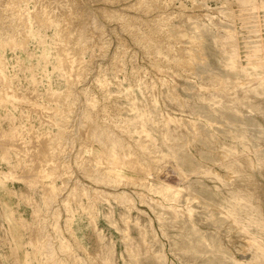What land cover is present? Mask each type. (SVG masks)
Instances as JSON below:
<instances>
[{
    "label": "rangeland",
    "instance_id": "obj_1",
    "mask_svg": "<svg viewBox=\"0 0 264 264\" xmlns=\"http://www.w3.org/2000/svg\"><path fill=\"white\" fill-rule=\"evenodd\" d=\"M19 7L27 26L17 20ZM47 9L55 18L50 25L34 18ZM20 35L26 36L23 46L15 44ZM229 40L234 51L226 47ZM68 46L84 51L79 71L67 74L60 60ZM66 102L75 104L66 122L72 141L60 154L69 158L66 168L48 164L62 175L54 178L61 194L52 202L44 194L48 181L32 177L33 169L43 170V150H34L45 137L29 138L35 131L56 133L57 108ZM88 115L101 119L107 130L106 154L117 138L120 152L136 148L153 167L163 164L160 175L153 170L150 177L144 173L148 169L135 175L126 168L139 164L129 157L121 162L122 172L139 181L125 179L117 188L97 182L100 173L89 161L103 147L98 136H85ZM11 126L16 132L6 134ZM19 134L25 142L20 157L12 148ZM78 153L89 157L86 169L78 164ZM259 155L264 160V0H0V171L9 173L20 162L24 171L17 173L25 176L0 177V264H44L53 255L50 264H264V161L259 163ZM160 180L181 189L163 188ZM76 181L89 190L127 191L136 202L129 209L113 197L97 199L89 192L76 199L75 193L71 213L61 201ZM88 200L93 208L82 207ZM57 207L60 216L54 215ZM42 233L51 235L44 239L49 249L37 238Z\"/></svg>",
    "mask_w": 264,
    "mask_h": 264
},
{
    "label": "bare ground",
    "instance_id": "obj_2",
    "mask_svg": "<svg viewBox=\"0 0 264 264\" xmlns=\"http://www.w3.org/2000/svg\"><path fill=\"white\" fill-rule=\"evenodd\" d=\"M10 3V2H9ZM46 7V6H45ZM23 9L24 8H17V15H19L18 16V18H17V20L19 19L21 22H23V23H25V25L27 26V22H25L24 20H22V11H23ZM46 10V9H45ZM71 10V9H70ZM16 11V10H15ZM25 11V10H24ZM41 11V10H40ZM49 10L47 9V12L45 11V12H42V13H40L39 11L37 12H33L34 13V18L36 19V20H39L40 22H48V24L50 25V23L49 22H53L54 23V19H52L51 17H52V15H51V17L49 16L50 15V13L48 12ZM49 13V14H48ZM223 13V12H222ZM16 15V14H15ZM25 16V15H24ZM175 16V15H174ZM26 17V16H25ZM24 19V18H23ZM26 19V21H27V18H25ZM57 19V18H56ZM57 20H59V19H57ZM56 20V22H58ZM170 20V19H169ZM20 21H19V23H20ZM60 21V20H59ZM56 22H55V24H56ZM61 22V21H60ZM20 24H22V23H20ZM24 25V24H23ZM22 25V26H23ZM21 26V28H23ZM46 27V26H45ZM20 28V29H21ZM73 31V30H72ZM22 35H26V30L24 31V29H22ZM24 32V33H23ZM60 32V31H59ZM57 34V32L55 33V35ZM69 35H70V32L68 33ZM67 35V34H66ZM227 35V34H226ZM62 36H64V35H62ZM93 36V35H92ZM69 37V36H68ZM95 37V36H94ZM16 38H18V37H16ZM25 38H26V36H25ZM25 38L23 37V36H19V38H18V40L17 41H15V44H18V45H22L23 46V44H24V42H25ZM71 38V37H70ZM73 38V37H72ZM229 38V37H228ZM232 38V37H231ZM57 40H58V38H56ZM69 39V38H68ZM97 39V38H96ZM63 40V39H62ZM66 40V39H65ZM53 41V40H52ZM69 41V40H68ZM83 41V40H82ZM97 41V40H96ZM90 42V41H89ZM227 42V41H226ZM51 43V42H50ZM56 43V42H55ZM63 43V42H62ZM69 43V42H68ZM68 43H66V45L68 44ZM92 43V42H91ZM58 44V43H57ZM70 44H71V42H70ZM75 44V43H74ZM227 48H229V50L231 51V50H233V49H235V43L232 41V40H229L227 43ZM25 45H26V43H25ZM65 45V44H64ZM87 45V44H86ZM100 45V44H99ZM21 46V47H22ZM92 46V45H91ZM101 46H103V45H101ZM61 47V46H60ZM66 47V46H65ZM70 46H68V49L67 50H64V54H62V55H64V56H62L61 55V60L60 61H62V62H60V64H65V65H63V66H65V69L67 70L66 72H67V74H68V72L70 71V70H74V71H76V70H78L79 71V68L78 69H76L78 66H80L79 64H80V62H81V64H82V61H80L81 60V57H80V54H82L81 53V51L80 50H82L83 49V51H84V48H79V49H76V50H73V48H71L72 47V45H71V47L69 48ZM81 47V46H80ZM86 47V46H85ZM88 47V46H87ZM26 48V47H25ZM63 48V47H62ZM74 48H76V47H74ZM99 48V47H98ZM64 49V48H63ZM86 49V48H85ZM62 50V49H61ZM170 50V49H169ZM78 51H80V53L78 52ZM102 51V50H101ZM234 51V50H233ZM63 52V51H62ZM161 53V52H160ZM180 53H181V51H180ZM159 54V53H158ZM19 56V55H18ZM170 56V55H169ZM172 56V55H171ZM190 56V55H189ZM233 56L235 57V55L233 54ZM170 58V57H169ZM83 60V59H82ZM47 66V65H46ZM192 67V66H191ZM76 69V70H75ZM65 71V70H64ZM78 71H76V72H78ZM81 72H83L82 70H80ZM75 72V73H76ZM63 73V72H62ZM74 73V72H73ZM80 73V72H79ZM78 75V74H77ZM76 75V76H77ZM78 77H80L79 75H78ZM36 78V77H35ZM76 78V77H75ZM37 81V80H36ZM39 81V80H38ZM69 81H70V79H69ZM68 81V82H69ZM170 84V83H169ZM107 85V84H106ZM140 85V84H139ZM70 86V85H69ZM141 88H143V87H141ZM205 89V88H204ZM52 90V89H51ZM68 90V89H67ZM211 90V89H210ZM66 91V90H65ZM216 91V90H215ZM225 91V90H224ZM223 91V92H224ZM49 93H50V91H48ZM47 92V93H48ZM206 92V91H205ZM68 93H69V90L68 91H66L65 92V94H64V97H67L68 96ZM70 94V93H69ZM131 95V94H130ZM208 95V94H207ZM37 96H39V95H37ZM134 96V95H133ZM204 96H206L205 94H204ZM217 96V95H216ZM58 97V96H57ZM183 98V97H182ZM220 98V97H219ZM93 99V98H92ZM186 99V98H185ZM212 99H214V98H212ZM216 99V98H215ZM58 100V99H57ZM94 100V99H93ZM58 101H60V100H58ZM95 101V100H94ZM131 101H133L132 99H131ZM65 102V101H64ZM91 102V101H90ZM89 102V103H90ZM56 103H58L59 104V102H56ZM92 103V102H91ZM93 104V103H92ZM94 104H96V102H94ZM93 104V105H94ZM140 103H138V105H139ZM92 105V106H93ZM59 106V105H58ZM94 107V106H93ZM75 108V104L74 103H72V102H69V103H67L66 102V104L65 105H62V106H59L58 108H57V110H58V115L60 116V118H61V122H59V123H57V124H59V129H58V131L56 132V133H53V132H51L50 131V129H48L47 131H45V132H43V131H35V132H33L32 134H30V137L31 138H29L31 141H36V140H38L39 138H44L45 137V139L42 141V139H41V141L42 142H38V143H36V145L37 146H40L39 148H36L35 147V144H33L32 143V145L36 148H34L35 150H34V152L38 149V151L40 152V151H42L41 152V154H44V155H42L41 156V158H39V159H41L42 160V162H43V164H41L40 165V163H39V166H42L43 167V170H41L40 168V171H42V172H40L39 170H37V169H33V173L34 174H32V177L36 180V181H48L47 182V184L46 185H48V187L46 188V186H44L45 188H44V194L46 195V197L49 199V200H52V199H55L56 197H58L61 193L59 192V191H61L60 190V188H58V186L56 185V183L54 182L55 180H54V178L56 179V177L57 176H62L61 175V173L59 174L57 171H55L56 169L54 168V170H53V168L52 167H54L53 165H55V167L56 166H59L60 168H62V167H65L66 168V165H67V162H69V161H66L67 159H69V158H66V155L64 156H60V154L61 153H63L64 152V154L65 153H67L66 151L68 150V149H66L67 147H66V145L67 146H69L68 144L72 141L69 137H68V130L70 131L71 129H69V126H67V121L69 120V117L67 116V112H69L70 110H72V109H74ZM96 107H94L93 109H95ZM129 108V107H128ZM87 109V108H86ZM130 109V108H129ZM135 109V108H134ZM82 111H85V110H82ZM133 111V110H132ZM139 111V110H138ZM141 111V110H140ZM139 111V112H140ZM173 111V110H172ZM129 112H130V110H129ZM83 113V112H82ZM79 114V113H78ZM46 115V114H45ZM94 115H95V113H94ZM94 115H88L89 117H86V120H83L86 124V135L85 136H87L86 138H88L89 137V135H91V134H93L94 136H98V139H96V142H98V143H101L100 145L102 146V144L104 143L105 144V142L103 141V133H105L107 130H105V131H103L104 130V127H103V124L101 123V119H99V120H96V119H94L93 118V116ZM96 115H98V114H96ZM86 116V115H85ZM153 116V115H152ZM141 117H142V115H141ZM171 117V116H170ZM97 118H99L98 116H97ZM140 118V117H139ZM138 118V119H139ZM154 118V117H153ZM44 119V118H43ZM85 119V118H84ZM130 119V118H129ZM141 119V118H140ZM139 119V120H140ZM76 120V119H75ZM131 120V119H130ZM134 120V119H133ZM133 120H131V121H133ZM47 121V120H46ZM105 121L106 120H104V123H105ZM121 121V120H120ZM120 121H119V123L117 124V126L120 124ZM123 121V120H122ZM134 122H137V121H133V122H131L132 124L134 123ZM101 123V124H100ZM169 122H167V125H169L168 124ZM76 124V123H75ZM124 124H125V121H124ZM73 125H74V123H73ZM105 125H107V124H105ZM164 125V124H163ZM165 125H166V123H165ZM167 125L165 126V127H167ZM175 125H177V124H175ZM194 125H196V124H194ZM72 126V125H71ZM114 126V125H113ZM122 126H124V125H122ZM121 126V127H122ZM179 126V125H178ZM75 127V126H74ZM73 127V128H74ZM108 126H106V128H107ZM139 127V126H138ZM137 127V128H138ZM164 127V128H165ZM110 128V127H109ZM129 128V127H128ZM174 128H176V127H174ZM196 128V127H195ZM77 129V125H76V127H75V130ZM108 129V128H107ZM171 129H173V128H171ZM178 129V128H177ZM176 129V130H177ZM74 130V129H73ZM110 130V129H109ZM121 130V129H120ZM179 130V129H178ZM177 130V131H178ZM3 131V130H2ZM6 132V134H11L12 132L13 133H15L16 131H15V127L13 128V126H11V128H9L8 130H5ZM23 131H24V129H23ZM114 131V130H113ZM113 131H111V132H113ZM137 131V130H136ZM145 131V130H144ZM143 131V132H144ZM127 132V131H126ZM129 132V131H128ZM139 132V131H138ZM142 132V133H143ZM26 133V132H25ZM116 133V131L114 132V134H113V136L115 135H117V134H115ZM17 134V133H16ZM27 135H28V133H26ZM25 134V135H26ZM112 134V133H111ZM125 134H127V133H125ZM140 134H141V132H140ZM1 135H2V132H1ZM47 137H46V136ZM108 135V134H107ZM109 135H110V133H109ZM129 135V134H128ZM149 135V134H148ZM171 135V134H170ZM195 135V134H194ZM245 135V134H244ZM21 134H19V137H17V141H18V143L17 144H15V143H13L12 144V148H13V150L15 151V152H19L18 153V155L21 153L22 154V147H23V145L25 144V142L23 141V139L21 138ZM114 136V137H115ZM119 134H118V138H119ZM196 136V135H195ZM67 137H68V139H67ZM129 137V136H128ZM141 137H142V135H141ZM75 138L77 139V137L75 136ZM90 138V137H89ZM105 138H106V136H105ZM109 139L111 138L110 136L108 137ZM113 138V137H112ZM26 139V138H25ZM108 139V140H109ZM116 140H117V138H115ZM114 139V141L116 142V140ZM123 139V138H122ZM144 139V138H143ZM142 139V140H143ZM148 139V138H147ZM29 140V141H30ZM71 140V141H70ZM107 140V139H106ZM111 140V139H110ZM124 140V139H123ZM127 140V139H126ZM135 140V139H134ZM30 141V142H31ZM117 141H122V140H117ZM137 141H140V140H136V142ZM146 141V140H145ZM144 140L142 141V143L143 142H145ZM166 141V140H165ZM164 141V142H165ZM27 142V141H26ZM108 142V141H107ZM115 142H113V143H111V148L109 149V153L108 154H106L104 151H105V148L104 147H106V146H102L103 148H101V149H103L102 151H103V153H96L95 154V156H94V159H92V157L90 156V161H89V163H90V165H92V167L94 168V169H96V171H98L99 173H100V175L99 176H95L94 174L95 173H97L98 174V172H95V171H93L94 172V176L97 178V182H103V184L104 183H107V184H109V185H112V187L114 186V187H118V185L120 184V182H122V181H124L125 179H132L133 181H135L136 182V180H138L139 179V177L138 176H129V175H126V174H124L122 171V169H124V168H126V167H124L123 165H121V162H127L130 158L129 157H131V158H133V159H135L137 162H138V164H139V166H138V168L137 169H135L134 167H131L130 166V168H126V169H130V171H133L134 172V174L135 175H139V174H143V172H141L140 170H145V169H148V171L147 172H144L145 174H149L148 176H150V177H152L153 176V170H157L156 172H158L159 170H160V168L163 166V164H161L162 166H160V165H157V167L155 168V167H153L152 166V164H150V163H148V161H147V159H149V158H147V159H145V158H143L142 156H144V155H142V153H143V151H142V153L141 154H139V151L137 152V151H135V149L133 150H130V148L128 149V150H130L129 152L130 153H123V152H120V150H118V147L119 146H121V145H119V146H117L118 144H119V142H118V144L117 143H115ZM124 142V141H123ZM149 142V141H148ZM148 142H145L146 143V145L148 144ZM167 142V141H166ZM47 143V144H46ZM76 143V142H75ZM90 143V142H89ZM109 143V142H108ZM125 143V142H124ZM139 143V142H138ZM168 143H169V141H168ZM30 144V143H29ZM43 144H45L44 146H42ZM71 144V143H70ZM72 144H73V142H72ZM107 144V143H106ZM110 144V143H109ZM126 144V143H125ZM140 144V143H139ZM144 144V143H143ZM27 145V144H26ZM89 144H88V141H86V145H85V147L84 148H86V147H88V149H89V147L90 146H88ZM91 145V144H90ZM171 145V144H170ZM187 145V144H186ZM224 145V144H223ZM28 146V145H27ZM31 145H29V147H30ZM71 147H72V145H70ZM124 146V145H123ZM128 146H129V144H128ZM131 146V145H130ZM140 146V145H139ZM148 146H150V145H148ZM25 147V146H24ZM32 147V146H31ZM137 148H138V146H136ZM143 147V146H142ZM141 147V148H142ZM153 147V146H152ZM3 149V154H4V156L7 154L6 153V148H5V146L4 147H2ZM11 148V149H12ZM107 148V147H106ZM121 148V147H120ZM125 147H123V149H124ZM133 148V147H132ZM145 148V147H144ZM143 148V149H144ZM149 147H147V149H148ZM28 149V148H27ZM101 149H100V151H101ZM127 149V148H126ZM146 149V148H145ZM144 149V150H145ZM152 149V148H151ZM150 149V150H151ZM226 149V148H225ZM224 149V150H225ZM235 149V148H234ZM233 149V151L235 152V150ZM249 149V148H248ZM251 149V148H250ZM29 150V149H28ZM28 150H27V154H28ZM30 150H32V149H30ZM45 150V151H44ZM70 150H71V148H70ZM122 150V149H121ZM138 150V149H137ZM149 150V149H148ZM154 150V149H153ZM229 150H232L231 148L229 149ZM38 151H37V153H38ZM83 152H84V150H82ZM81 151V152H82ZM108 151V150H107ZM122 151H124V150H122ZM146 151V150H145ZM144 151V152H145ZM239 151V150H238ZM14 152V153H15ZM24 152V151H23ZM25 152H26V150H25ZM82 152V153H83ZM141 152V151H140ZM173 152H175V151H173ZM230 152V151H229ZM228 151L226 152V153H229ZM92 153V152H91ZM146 153V152H145ZM148 153V152H147ZM150 153V152H149ZM154 153V151H152V154ZM156 153V152H155ZM223 153V152H222ZM16 154V153H15ZM24 154V153H23ZM34 154V153H33ZM36 154V153H35ZM34 154V155H35ZM125 154V155H124ZM229 154H231V152L229 153ZM238 154V153H237ZM236 154V155H237ZM29 155H31V154H29ZM82 155L83 154H81L80 156H79V153H78V157H77V161H78V164H84L85 162H88V161H86L89 157H85L84 159H82ZM122 155H123V158H121L122 157ZM149 155V154H148ZM224 155V154H223ZM22 156V155H21ZM24 156H25V154H24ZM37 156V155H36ZM59 156V157H58ZM128 157V159L126 158V160H125V158L124 157ZM152 156V155H151ZM153 156H154V154H153ZM152 156V157H153ZM156 156V155H155ZM169 156V155H168ZM238 156H239V154H238ZM241 156H243V155H241ZM19 157H20V155H19ZM25 157H27V155L25 156ZM30 157V156H29ZM145 157V156H144ZM234 157V156H233ZM258 157V160H259V163H260V161H264L263 160V158H261L260 157V155L259 156H257ZM28 158V157H27ZM171 158V157H170ZM21 159V158H20ZM64 159V160H63ZM154 159V158H153ZM18 160V159H17ZM26 160V159H25ZM28 160H29V158H28ZM32 160L33 161H35L34 160V158H32ZM37 160V159H36ZM151 160V159H150ZM244 160V159H243ZM251 161L253 160V159H250ZM40 161V160H39ZM77 161H76V163H77ZM155 161V160H154ZM214 161H217V160H214ZM221 161V160H220ZM238 161H240V159L239 160H237V162ZM245 161H246V159H245ZM249 160L247 159V161H246V163L248 162ZM251 161H249V162H251ZM255 161V160H254ZM32 162V161H31ZM36 162H38V161H36ZM136 162V163H137ZM241 162V161H240ZM33 163V162H32ZM88 163V164H89ZM225 163V162H224ZM254 162L252 161V164H253ZM258 163V162H257ZM30 163H28V165H29ZM38 164V163H37ZM48 164H53L52 165V170H49V168L50 167H48L49 165ZM77 164V165H78ZM88 164L86 165V163H85V165L86 166H82L84 169H86V167L88 166ZM156 164V163H155ZM248 164V163H247ZM251 163H250V165H252ZM27 165V168L29 167ZM240 165V164H239ZM34 166H35V164H34ZM38 165H36V167H37ZM38 166V167H39ZM68 166V165H67ZM249 166V165H248ZM254 166V165H253ZM14 167H16L15 169H13V170H11L9 173L6 171V172H4V171H0V177H9L10 179H15V178H17V179H24L25 178V176L23 175V174H19V173H17V170L18 169H22V171H24V169H23V163L21 164L20 162H17V164L16 165H14ZM25 167V166H24ZM37 167V168H38ZM242 167V166H241ZM252 167V166H251ZM26 168V167H25ZM50 168V169H51ZM90 168V167H89ZM88 168V170H89V172H92V171H90L91 169H89ZM163 168H164V166H163ZM212 168V167H211ZM211 168H210V170H211ZM253 168V167H252ZM251 168V169H252ZM28 169H31V168H28ZM179 169V168H178ZM197 169V168H196ZM67 171V170H66ZM66 171L65 172H63V174L64 173H66ZM179 171V170H178ZM194 171V170H193ZM235 171V170H234ZM89 172H88V174H89ZM160 172V171H159ZM158 172V173H159ZM163 172V171H162ZM183 172V171H182ZM236 172V171H235ZM245 172V171H244ZM22 173V172H21ZM69 173V172H68ZM181 173V172H180ZM240 173V172H239ZM6 174H7V176H6ZM172 174V173H171ZM185 174H186V172H185ZM8 175H10V176H8ZM159 175H160V173H159ZM159 175H157V176H159ZM181 175V174H180ZM186 175H188V177H189V174L187 173ZM68 175L66 174L65 175V177H67ZM92 176V175H91ZM183 176H184V174H183ZM31 177V176H30ZM43 179H42V178ZM186 177V176H185ZM27 178H29V177H27ZM41 178V179H40ZM70 178V177H69ZM247 178V177H246ZM67 179H68V177H67ZM157 179H159L158 177H157ZM163 179V178H162ZM186 179H187V177H186ZM78 180V179H77ZM94 180H95V178H94ZM143 180V179H142ZM184 180V179H183ZM233 180V179H232ZM80 181V180H79ZM139 181V180H138ZM137 181V182H138ZM143 181H145V180H143ZM166 181V180H165ZM165 181H162V180H160L159 181V184L161 185V187H163V188H169V187H171V189L172 188H178V189H181L180 187H177L176 185L174 186V185H172V184H170V183H168V182H165ZM63 182V181H62ZM130 182V181H129ZM148 182V181H147ZM65 184H66V181H65ZM64 184V185H65ZM82 184V185H81ZM84 183H80V182H78V181H76L75 183H74V186H71V188H70V190H69V193L67 194V195H65L64 197H63V199H62V201H61V203H62V205H64L65 207H67V211H69V212H71L72 213V210L73 209H70L69 208V206L71 205V198H72V196L75 194L76 196H77V198L76 197H74V198H76V199H78V198H80V197H82V196H86L89 192H90V194H91V192H93L92 194L94 195L93 197H98L97 199H99L101 196L102 197H104L105 199H107V200H109V198L110 197H113V200L115 199L118 203H122V204H124V205H126L129 209H131V207H133L134 206V203L136 202L135 201V198L134 197H132V195H130V193H128L127 191H122V192H118V193H116V192H111V191H108V192H106V190H104V189H99V188H95V187H91V189L92 190H89V188L87 187H84V185H83ZM127 184V183H126ZM139 184H143L144 185V183H140L139 182ZM147 184V183H146ZM145 184V185H146ZM155 184H157V183H155ZM98 185V184H97ZM151 185V184H150ZM235 185V184H234ZM66 186V185H65ZM121 186H122V184H121ZM147 186V185H146ZM157 186V185H156ZM230 186V185H229ZM233 187V186H232ZM237 187V186H236ZM239 187V186H238ZM241 187V186H240ZM64 188V187H63ZM148 188V187H147ZM163 188H161V189H163ZM238 189H240V188H238ZM47 192H46V191ZM164 190V189H163ZM173 190V189H172ZM242 190H244V189H242ZM246 191H247V189H245ZM244 190V191H245ZM137 191V190H136ZM135 191V192H136ZM158 191V190H157ZM167 191H169V189L167 190ZM166 190H165V192H167ZM191 191V190H190ZM232 191H235V190H232ZM239 191V190H238ZM77 192H78V194H77ZM193 192V191H192ZM236 193H237V191H235ZM139 193V192H138ZM138 193H137V195H138ZM163 193V192H162ZM162 193H160V194H162ZM245 193V192H244ZM244 193H241V194H244ZM249 193V192H248ZM85 194V195H84ZM91 194V195H92ZM167 194H168V192H167ZM175 194V193H174ZM178 194V193H177ZM180 194V193H179ZM246 194V193H245ZM74 195V196H75ZM89 195V194H88ZM139 195L142 197V193H139ZM234 195V194H233ZM240 195V194H239ZM249 195H251V194H249ZM249 195H247V197L249 198ZM30 196V195H29ZM90 196V195H89ZM164 196L165 197H167V195H165V193H164ZM170 196V195H169ZM176 196V195H175ZM237 196V195H236ZM243 195H241V197H242ZM246 196V195H245ZM45 197V198H46ZM177 197V196H176ZM180 197V196H179ZM235 197V196H234ZM238 197V196H237ZM254 197V196H253ZM47 198H46V200H47ZM88 198V197H87ZM91 198V197H90ZM172 198H174L173 196H172ZM230 198V197H229ZM238 198H240V197H238ZM252 198V197H251ZM101 199V198H100ZM171 199V198H170ZM233 199V198H232ZM231 199V200H232ZM246 199V198H245ZM244 199V200H245ZM259 199V198H258ZM46 200H45V202H46ZM55 200H58V199H55ZM74 200V199H73ZM79 200H81V199H79ZM90 200V199H89ZM88 200V203H86V204H82L83 206L82 207H84V208H93L92 207V203L90 202ZM230 200V201H231ZM240 200V199H239ZM239 200H237V201H239ZM48 201V200H47ZM59 201V202H60ZM75 201V200H74ZM98 201V200H97ZM140 201H141V198H140ZM190 201V200H189ZM230 201L229 202H227V203H230ZM234 200H232V202H233ZM240 201H242V200H240ZM52 202H54V200H52ZM59 202H57V203H59ZM80 202V201H79ZM94 202V201H93ZM166 202V201H165ZM247 202H248V200H247ZM251 201H249V203H250ZM51 203V202H50ZM90 203V204H89ZM190 203V202H189ZM235 202H233V204H234ZM240 203V202H239ZM242 203V202H241ZM46 204V203H45ZM48 204V203H47ZM217 204V203H216ZM219 204V203H218ZM236 204V203H235ZM245 204V203H244ZM81 205V204H80ZM222 204H220V206H221ZM231 205V204H230ZM249 205V204H248ZM57 206V205H56ZM223 206V205H222ZM235 206H237V205H235ZM240 207L241 206H243V205H239ZM54 207H55V205H54ZM72 207V206H71ZM224 207V206H223ZM245 207V206H244ZM247 207V206H246ZM190 208V207H189ZM220 208V207H219ZM222 208V207H221ZM233 208V207H232ZM242 208V207H241ZM249 207H247V209H248ZM230 209V208H229ZM228 209V210H229ZM52 210V209H51ZM92 210V209H91ZM193 210V209H192ZM191 210V211H192ZM224 210V209H223ZM236 210V209H235ZM55 212H54V215H58V216H60L59 215V211H60V209L57 207L55 210H54ZM90 211V210H89ZM194 211V210H193ZM231 211V210H230ZM234 211V210H233ZM241 211V210H240ZM246 211V210H245ZM235 212V211H234ZM251 212V211H250ZM191 213V212H190ZM231 213V212H230ZM187 214V213H186ZM192 214L193 213H191V214H189L191 217H192ZM73 214H71V215H69L70 217H69V227H70V224L72 223V220H73V216H72ZM225 215H227V214H225ZM228 215H231L230 217L232 218V214H228ZM227 215V216H228ZM236 215V214H235ZM53 216V215H52ZM75 216V215H74ZM91 216H94L93 214L91 215ZM234 216V215H233ZM229 217V216H228ZM241 217V216H240ZM56 218H58V220L57 221H59V217H56ZM93 218V217H92ZM95 218V217H94ZM194 218V217H193ZM237 218V217H236ZM233 219V218H232ZM25 220V219H24ZM68 220V219H67ZM234 220V219H233ZM237 220V219H236ZM71 221V222H70ZM235 221V220H234ZM242 221V220H241ZM56 222V221H55ZM236 223V222H235ZM238 223H240V222H237V225H239ZM138 224V223H137ZM242 224V223H241ZM248 224V223H247ZM56 225V224H55ZM243 225V224H242ZM240 226V225H239ZM59 227V226H58ZM245 227V226H244ZM243 228V227H242ZM261 228V227H260ZM249 229V228H248ZM45 230V229H44ZM56 232H58V230L56 231ZM129 234V233H128ZM251 233H249V235H250ZM41 236V235H40ZM51 236V235H50ZM50 236H48V234L46 235V234H44V233H42V236L41 237H37L39 240H40V243H42L41 245H42V247L43 246H47V244L45 245V241H44V239H46V238H51ZM140 236V235H139ZM145 236V235H144ZM248 236V235H247ZM253 236V235H252ZM142 237V236H141ZM250 237V236H249ZM249 237H247V238H249ZM249 239H251V237L249 238ZM255 239H256V237H255ZM47 240V239H46ZM51 240V239H50ZM61 240V239H60ZM64 240V239H63ZM248 240V239H247ZM257 240H259V241H261L260 239H257ZM38 241V240H37ZM48 241V240H47ZM62 241V240H61ZM60 241V242H61ZM251 241H253V240H251ZM255 241V240H254ZM34 242H36L35 240H34ZM55 242V241H54ZM63 242V241H62ZM61 242V243H62ZM68 242V241H67ZM256 242V241H255ZM262 242V241H261ZM39 243V242H38ZM48 243V246H49V242H47ZM60 243V244H61ZM70 243V242H69ZM264 243V242H263ZM262 243V244H263ZM63 244V243H62ZM258 244V243H257ZM261 244V243H260ZM35 245V244H34ZM36 245H37V243H36ZM65 245V244H64ZM64 245H60V250H62V248L64 247ZM78 245V244H77ZM259 245V244H258ZM258 245H256V247L258 246ZM47 246V247H48ZM53 246V245H52ZM68 246V245H67ZM69 246H70V244H69ZM35 247V246H34ZM36 247H38V246H36ZM41 247V248H42ZM50 247H51V244H50ZM70 247H72V246H70ZM258 247H260V245L258 246ZM257 247V249H259ZM46 248V247H45ZM52 248V247H51ZM50 248V249H51ZM55 248V247H54ZM54 248H52L53 250L52 251H54ZM64 248H66V247H64ZM64 248H63V250H64ZM84 248V247H83ZM164 248V247H163ZM262 248V246L260 247V249ZM264 248V247H263ZM36 249V248H35ZM48 249H49V247H48ZM68 249V247L66 248V250ZM65 250V251H66ZM70 250V249H69ZM37 251V250H36ZM52 251H50L51 253H52ZM64 251V252H65ZM68 251V250H67ZM66 251V252H67ZM71 251V250H70ZM260 251H264L263 249L262 250H260ZM260 251H258V253L260 252ZM40 252H43V254H46V256H50L49 254H50V252H49V254H47L46 253V251H40ZM55 252V251H54ZM57 252V251H56ZM75 252H76V250H75ZM261 253V252H260ZM259 253V254H260ZM42 254V255H43ZM66 254V253H65ZM72 254V253H71ZM256 254H257V252H256ZM52 255H53V253H52ZM19 256V255H18ZM41 256V255H40ZM54 256V255H53ZM52 256V257H53ZM260 256V255H259ZM262 256H263V254H262ZM17 257V256H16ZM37 257V256H36ZM52 257H50L51 259H52ZM57 257V256H56ZM50 258H49V260H50ZM69 258V257H68ZM54 259H55V257H54ZM75 259H77V261H78V256L76 255V257H75ZM99 259V258H98ZM106 259V258H105ZM27 260V259H26ZM47 258H46V262L44 263V264H50V262H47ZM48 260V261H49ZM53 260V259H52ZM52 260H50V261H52ZM69 260V259H68ZM107 260V259H106ZM55 262H56V260H54ZM59 261H61V259L59 260ZM58 261V262H59ZM104 261V260H103ZM237 261V260H236ZM54 262V263H55ZM82 262V261H81ZM28 263V262H27ZM53 263V264H54ZM60 263V262H59ZM62 263V262H61ZM83 263V262H82ZM69 264V263H68ZM104 264V263H103Z\"/></svg>",
    "mask_w": 264,
    "mask_h": 264
}]
</instances>
